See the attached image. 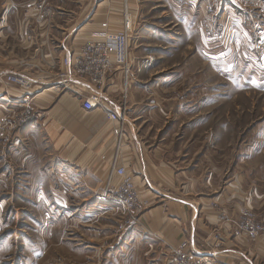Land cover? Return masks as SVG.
<instances>
[{"label": "crops", "instance_id": "0c3cea01", "mask_svg": "<svg viewBox=\"0 0 264 264\" xmlns=\"http://www.w3.org/2000/svg\"><path fill=\"white\" fill-rule=\"evenodd\" d=\"M97 1L0 0V119L30 113L0 146V264H172L181 250L264 264V236L236 235L248 214L264 218V152L242 162L250 152L206 122L210 103L219 111L238 103L226 96L257 88L264 0H248L253 17L238 11L241 0L128 1L132 71L118 155L108 114L124 106L123 76L107 84V111L86 112L56 88L64 58L122 28L124 0ZM116 155L137 186L136 215L100 200Z\"/></svg>", "mask_w": 264, "mask_h": 264}, {"label": "built area", "instance_id": "2783aa9c", "mask_svg": "<svg viewBox=\"0 0 264 264\" xmlns=\"http://www.w3.org/2000/svg\"><path fill=\"white\" fill-rule=\"evenodd\" d=\"M122 28L115 34H96L80 47V50L70 58H64L61 67L56 73V88L59 91H69L82 99L83 109L86 112L94 110L107 111L104 103V92L112 76L121 74L124 79V106L121 113H109L108 119L118 125L116 132L117 155L122 143V118L126 112L125 102L128 98V88L131 82V36L133 33V18L129 12L128 1L124 0ZM85 81L93 91L77 86V82ZM7 82L15 85L20 90L31 88L32 83L23 77L8 76ZM123 114V116H122ZM30 117L29 112L20 114L13 123H4L0 132L5 137L4 130L19 127ZM9 125V126H8ZM112 162L111 174L105 188L101 193L102 202H112L119 205L126 213L136 215L142 209V202L134 178L128 175L124 166L118 164V156ZM237 236L247 237L256 241L264 236V221L257 220L253 214H248L240 223ZM219 237V235H217ZM172 264H217L216 257L193 250L179 251L176 253Z\"/></svg>", "mask_w": 264, "mask_h": 264}, {"label": "rangeland", "instance_id": "374dc122", "mask_svg": "<svg viewBox=\"0 0 264 264\" xmlns=\"http://www.w3.org/2000/svg\"><path fill=\"white\" fill-rule=\"evenodd\" d=\"M198 1L199 0H196V2ZM101 3H103V0L97 1L98 5H100ZM238 4L241 7L238 9L241 14L253 17L256 12L253 2L248 3V0L245 2L241 0V3ZM98 5H96L95 10H97ZM261 13L262 17H264V7L261 9ZM260 26L261 29H264L263 23ZM208 39L221 41L223 39V33H210L208 35ZM255 40V51L258 52V60H256V66H260L257 67L259 69L257 73V88H241L238 89L239 94H237L236 96H233L232 98H227L226 96L224 98L225 101L228 99L232 100L234 98V100L238 103L233 105L226 104L222 106L219 111H215L214 109L211 110L212 105L210 103L208 105L210 110L208 111L206 121L208 122L210 132H220V136H222L224 132V137L220 139L224 140L225 144H229L230 146L235 145V147L237 146L240 148L242 147L243 149L250 152V156H246L247 153H241L242 162H246L247 159H249V161L255 160V156H259L260 153L264 152V35L259 36L257 33V37ZM259 82H261V85H259ZM230 90L236 91V89ZM230 90L226 89L225 93ZM209 100L211 99L209 98ZM22 110L23 108L19 111ZM5 122L10 124L13 123L14 120L11 121L10 117L5 116L4 119H0V128L3 127V124ZM24 124L19 126V128L17 129L14 128L11 130L7 129V131L4 130V138L2 133L0 132V146L7 145V143H9V141L11 140L13 133L22 128ZM178 134L181 135L183 134V132H178ZM254 146H256V148ZM1 169L4 170V168ZM253 215L259 221L264 220V218H258L255 214Z\"/></svg>", "mask_w": 264, "mask_h": 264}]
</instances>
